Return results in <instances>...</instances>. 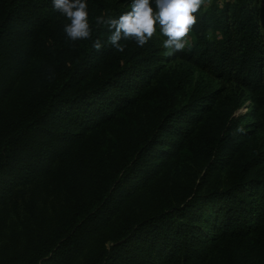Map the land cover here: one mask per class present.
<instances>
[{"label": "trees", "instance_id": "obj_1", "mask_svg": "<svg viewBox=\"0 0 264 264\" xmlns=\"http://www.w3.org/2000/svg\"><path fill=\"white\" fill-rule=\"evenodd\" d=\"M86 2L92 38L72 41L51 0H0V202L16 201L30 183V205L52 208L48 231L42 228L32 247L4 251L0 264L73 262L121 203L118 187L157 151L166 152L159 148L164 133L167 146L200 154L208 169L228 168L230 180L123 221L117 240L85 264H203L242 242L264 256V147L249 143L264 131L262 0L202 3L185 37L190 44L173 55L154 37L143 47L122 40L124 51H116L96 17L119 18L129 9L119 1ZM96 39L104 43L99 51ZM171 56L249 91L253 121L236 112L232 99L218 109V90L189 92L186 72L169 75ZM27 75L25 91L8 104ZM181 94L188 100L181 102ZM143 99L148 120L128 123ZM110 123H119L112 148L86 147L90 133ZM196 125L205 138L189 141Z\"/></svg>", "mask_w": 264, "mask_h": 264}, {"label": "rangeland", "instance_id": "obj_2", "mask_svg": "<svg viewBox=\"0 0 264 264\" xmlns=\"http://www.w3.org/2000/svg\"><path fill=\"white\" fill-rule=\"evenodd\" d=\"M110 1H119L130 11L131 0ZM211 2L212 0H204L203 4L207 6ZM260 9V24L264 35V0L260 3ZM61 20L63 24L69 23L64 16L61 17ZM153 37L160 40L162 44L163 40L166 39L160 35L158 26ZM186 40V45H189L190 38H186ZM165 64L169 75L175 76L186 72L185 74L192 79L188 84L189 92L194 89L198 91L218 90L220 91L219 97L215 101L218 109L226 106L229 99H232L236 102V112L243 115L246 120L253 121L256 107L249 91L236 83H226L214 79L209 74L173 56ZM31 78L32 75H27L19 80L16 88L7 97L6 102L8 104L25 91V84ZM178 98L184 102L188 100V95L181 94L178 95ZM142 102L143 105L135 111L128 123L140 125L143 118L148 120L147 115H145L147 101L143 99ZM217 120L215 117L210 123H216ZM117 124L119 123H110L90 133L86 147L91 150L95 147H98L99 151L110 150ZM169 138L168 133L162 134L163 141L160 142L159 148H165V153L157 151L143 168L136 170L126 182L118 187L119 195L117 198H121V203L106 223L101 225L97 231L88 234L83 252L69 264H85L94 253L101 249H108L117 240L118 229L123 221H136L164 208L170 202L185 198L190 192L204 193L213 188L223 187L230 180L231 173H229L228 168L223 170L208 169L200 154L192 153L187 148L174 150L167 146L166 144L170 142ZM202 138H205V131L196 125L189 141ZM249 143H257L264 147V131H258ZM237 158L235 159L237 160ZM152 162V166H155L157 171L150 169ZM43 178L36 176L35 180H42ZM30 189L31 184L25 183L24 194H20L16 201L11 198L3 203L0 202V256L3 255L4 251L12 252L14 249L32 247L35 243L33 238L36 234L42 228L44 232L48 231L50 227L52 208L43 207L40 202L37 203L36 207H32L30 205ZM235 247H237L236 250L232 252H216L203 264H248L250 259L259 260V258L262 261L260 264H264V256L257 257L255 252H249L245 248L244 242Z\"/></svg>", "mask_w": 264, "mask_h": 264}, {"label": "clouds", "instance_id": "obj_3", "mask_svg": "<svg viewBox=\"0 0 264 264\" xmlns=\"http://www.w3.org/2000/svg\"><path fill=\"white\" fill-rule=\"evenodd\" d=\"M204 0H131L130 11L119 18L96 17L97 25H105L109 35L107 43L116 51L125 49L122 40L134 39L143 47L154 36L159 27L163 47L169 55L183 51L189 29L196 23L193 15L198 12ZM54 11L64 16L69 23L64 25V33L72 41L92 38L86 0H51ZM97 51L104 47L100 39L92 44Z\"/></svg>", "mask_w": 264, "mask_h": 264}]
</instances>
